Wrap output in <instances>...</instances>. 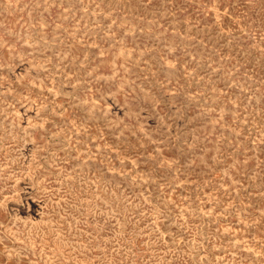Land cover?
<instances>
[{
    "label": "rangeland",
    "instance_id": "obj_1",
    "mask_svg": "<svg viewBox=\"0 0 264 264\" xmlns=\"http://www.w3.org/2000/svg\"><path fill=\"white\" fill-rule=\"evenodd\" d=\"M0 264H264V0H0Z\"/></svg>",
    "mask_w": 264,
    "mask_h": 264
}]
</instances>
